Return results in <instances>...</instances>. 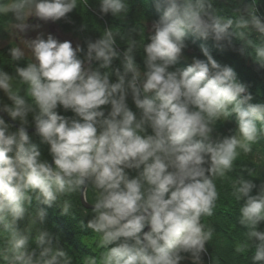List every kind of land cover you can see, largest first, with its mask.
Instances as JSON below:
<instances>
[{
	"label": "clouds",
	"instance_id": "clouds-1",
	"mask_svg": "<svg viewBox=\"0 0 264 264\" xmlns=\"http://www.w3.org/2000/svg\"><path fill=\"white\" fill-rule=\"evenodd\" d=\"M95 2L101 15L120 21L129 12V0ZM152 3L161 14L147 37L145 22L131 29L136 38L109 28L87 41L85 50L51 34L24 35L40 28L30 18L56 22L78 7L87 9L89 0H0L3 31L17 40L0 62L12 68L0 70V93L7 100L0 99V113L19 125L12 131L0 116L2 264H73L45 230L44 208L55 205L60 215L75 218L74 197L87 199L89 193L91 213H84L88 219L79 227L93 234L98 254L79 264H181L186 258L202 264L215 233L204 220L217 207L218 180L230 181L232 195L242 201L238 223L246 231L235 251L254 250L251 264H264V231L258 230L264 185L252 195L251 179L229 176L264 140V103H252L233 68L213 59L207 47H201L204 59L175 67L192 35L229 47L235 39L237 51L264 69L257 0L227 12L214 7L215 0ZM117 60L120 67L113 68ZM231 117L235 133L214 135L218 123ZM29 127L48 146L51 163L32 142ZM242 171L256 176L253 169ZM34 202L44 208H33Z\"/></svg>",
	"mask_w": 264,
	"mask_h": 264
},
{
	"label": "trees",
	"instance_id": "trees-1",
	"mask_svg": "<svg viewBox=\"0 0 264 264\" xmlns=\"http://www.w3.org/2000/svg\"><path fill=\"white\" fill-rule=\"evenodd\" d=\"M251 0H215L214 7L217 9L224 8L226 12L228 10L239 7L243 9L246 7ZM257 15L264 20V0H257ZM152 3V0H129V12L123 21L113 18L111 15H101L98 10V5L95 0H89V7L84 9L78 7L73 12L67 14L66 18H62L56 21L59 29L64 33H70L77 37L79 40V46L86 50L87 41H95L100 38L103 30L109 28H119L125 34L132 35L136 38V34L131 32L134 26H142L145 22V37L150 34L151 24L154 20L159 18V15ZM11 19V15L8 17ZM35 21L36 19L31 18ZM5 25L3 21H0V41L7 40L11 35V32H4ZM143 40V37H138ZM145 39V43H147ZM186 48L182 52V58L178 61L175 67H186L188 66L193 58L204 59L201 53V47H207L215 59L221 65H227L233 68L237 75L238 82L244 84L247 87L248 93L253 96L252 103H264V69L259 68L255 65L251 58L247 55H241L237 50L240 45L235 39L232 40V46L229 47L226 43L216 45L214 41L200 40L199 38L189 35L185 41ZM118 50L123 51L124 45L118 41ZM10 46L0 49V62L3 59H7V53ZM4 57V58H3ZM82 58V55H81ZM136 62L143 68L142 56L136 57ZM19 66H25V62L21 61ZM95 67V65H93ZM113 68H119V61H114ZM0 70L5 72H12V68L8 65H0ZM114 80V78H113ZM23 94V93H21ZM129 107L135 112L136 109L132 104L131 100L128 101ZM59 114L66 117H71V112H64L62 109L57 110ZM29 119H31L29 117ZM7 123V122H6ZM12 131L16 128L12 126ZM236 121L235 117H231L228 121L218 123L216 132L221 138L230 136L235 133ZM31 140L36 144L42 153V158H51L48 156V146L41 144L39 137L34 133L29 134ZM236 171L229 173L233 179L236 176H240L244 179H251L252 183L256 187L252 191V195L257 194L261 185H264V140L259 141L252 148V153L238 160L235 164ZM242 169H253L256 172V176L249 177L247 171ZM130 176L134 177L135 172H131ZM217 190L219 192V199L217 200V207L214 211V215L209 218H205L204 222L213 227L215 233L213 239L209 242L207 247V258L202 256L203 264H251V257L254 254V250L237 253L236 247L244 241V231L239 223V208L241 207L242 201L237 202L232 195L231 182L228 180L217 181ZM91 195V193H89ZM88 203H91V198H87ZM74 202L77 207L75 209L77 216L70 218L68 216L60 215V209L53 205L51 208H44L42 205L33 203V208H44L46 211V217L44 222V228L53 237L54 243L58 241V246L63 248L68 255L72 258L73 264H79L83 257L93 256L98 254V250L95 246V239L93 234L87 230H82L79 227L81 219L86 223L87 217L84 213H91L90 210L85 209L80 202L79 195L74 197ZM27 221H19L17 227L23 229L26 227ZM264 231V223H261L259 229ZM29 250L34 251L37 255L39 249L36 248L35 244L30 243ZM2 264V262H0ZM181 264H190L189 259H185Z\"/></svg>",
	"mask_w": 264,
	"mask_h": 264
},
{
	"label": "rangeland",
	"instance_id": "rangeland-1",
	"mask_svg": "<svg viewBox=\"0 0 264 264\" xmlns=\"http://www.w3.org/2000/svg\"><path fill=\"white\" fill-rule=\"evenodd\" d=\"M30 20H33V19L30 18ZM28 23L30 25L39 24L40 25V28L37 31H31V30L27 31V33L24 35V38L25 39H35V37L38 34H40V33H42L45 38L47 37V35L51 34V35H53L60 42L70 41L72 43V45H73L74 48L77 45H79V40L77 39V37L75 38V36L72 35V34H70V33H64V32H62L59 29V27L57 26V23H55V22H51V21L43 22V21H39V20L36 19L34 22L33 21L32 22L31 21H28ZM16 43H17L16 38L13 37L12 34H11L7 38V40L0 41V49L3 48V47H5V45H8V44L15 46ZM21 46H23V45H21ZM0 99H3L5 102H7L6 97L3 96V93H0ZM29 128H33V127H29ZM31 133H34V132H31ZM31 133H28V134H31ZM89 198H91V195H89ZM79 199H80V196H79ZM84 199H85V202L87 204L91 205V203H88L86 201L87 200L86 198H84ZM80 202H81V200H80ZM81 205H82V203H81ZM204 257L207 258V255L204 254Z\"/></svg>",
	"mask_w": 264,
	"mask_h": 264
},
{
	"label": "water",
	"instance_id": "water-1",
	"mask_svg": "<svg viewBox=\"0 0 264 264\" xmlns=\"http://www.w3.org/2000/svg\"><path fill=\"white\" fill-rule=\"evenodd\" d=\"M0 116H3V118L5 119V121H7L9 124H11L14 128H18L19 125H18L16 122H12V121H10V119H9L6 115L0 113ZM34 131H35L34 128H29V129H27V132H28V133H31V132H34ZM50 163H51V161H50ZM80 200H81V203H82V205H83V207H84L85 209L91 210L92 205L87 204V203L85 202L84 197L80 196ZM145 230H147V229H145Z\"/></svg>",
	"mask_w": 264,
	"mask_h": 264
}]
</instances>
